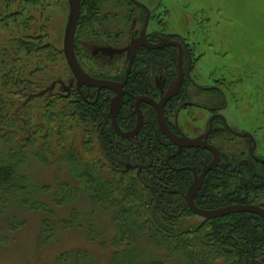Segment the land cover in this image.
Returning <instances> with one entry per match:
<instances>
[{
  "label": "trees",
  "instance_id": "trees-1",
  "mask_svg": "<svg viewBox=\"0 0 264 264\" xmlns=\"http://www.w3.org/2000/svg\"><path fill=\"white\" fill-rule=\"evenodd\" d=\"M105 1L82 0L78 34L93 32L94 21L102 24L111 18L102 14ZM124 1L132 5L129 0ZM17 16L19 13H10L0 21L5 27L13 23L19 26V20H14ZM29 23H21L22 33L24 28L29 29ZM24 36L0 41L1 215H6L11 203L42 212L47 214L42 220V230L55 234L56 225L51 217H57L55 209L68 206L69 216L60 218L59 225L67 229L86 228L88 239L94 240V217L108 214L114 227L110 264H264L260 216L240 212L204 223H187L196 215L185 199L192 174L182 168L188 164L189 153L208 154L206 151H182L170 160L176 170L166 163L175 148L160 131L158 136L152 126H145L136 139L120 137L112 127L108 91H103L95 103L90 102L95 100V93L84 89L88 102L76 88L43 99L46 81L40 72H46V57L56 59L57 50L45 42L43 34ZM147 57L152 55L138 54L134 63H142ZM137 71L134 67L126 85V91L136 94L138 89L149 87L147 71ZM38 101L41 104L35 105ZM178 105L176 100L170 102L165 112L170 106L175 112ZM132 108L133 99L126 95L118 119L120 124L123 116L131 117ZM16 110L21 117L24 115L27 130L17 118ZM42 114L44 121L37 123L35 117ZM69 125L84 133L81 150L75 143L66 142ZM222 133L228 135L225 129ZM225 139L222 140L225 164L220 172L212 171L206 178L195 198L199 208L249 203L253 166L244 163L243 169H238L226 163L228 160L237 163L243 153L234 150ZM141 153L144 163L138 173L137 168L128 165L140 161ZM31 161L46 167H66L70 179L59 181L56 186L39 184L24 171ZM258 166L257 174H263V166ZM44 195L51 198L53 206L43 199ZM254 195L255 202L264 201V189ZM82 201L88 204L86 209L76 205ZM17 223L20 222L14 220V228Z\"/></svg>",
  "mask_w": 264,
  "mask_h": 264
},
{
  "label": "rangeland",
  "instance_id": "rangeland-1",
  "mask_svg": "<svg viewBox=\"0 0 264 264\" xmlns=\"http://www.w3.org/2000/svg\"><path fill=\"white\" fill-rule=\"evenodd\" d=\"M140 1L149 3L154 10V26L167 27L163 28L166 31L182 32L189 37L190 42H196L194 50L196 61L200 64L197 73L201 81L206 84L216 83L223 89L228 102V108L223 113L228 117V122L240 128L252 129L258 138V151L264 154V0ZM103 5L102 14H109L111 18L114 15L118 18L120 15L141 14L139 9L124 0H107ZM15 12L19 13L14 18L19 20V26L13 23L12 26L5 27L0 21V41L24 34H43L45 42H50L57 50L56 59L47 60L46 57V72H40L42 79L46 81V89L42 92L43 99L64 95V86L69 85L73 79L63 53L69 1L0 0L1 19ZM28 21L29 29L24 28L22 33L21 23ZM86 33L84 31L82 35L78 34L77 42L81 46L90 37V41H87L89 48L99 43V39L93 36H84ZM58 52L62 55L57 54ZM121 60L122 57L114 63L118 64ZM94 61L101 69L109 66L108 61L101 57ZM86 62L84 61L85 66ZM199 99L203 104L208 103L205 97ZM38 102L35 105L41 104ZM194 112L198 111L194 109ZM15 114L23 121L27 130L28 124L24 115L21 117L18 110ZM198 114L202 120L199 132H204L210 113ZM183 117H180L181 124ZM35 121L42 123L43 114L35 117ZM76 127H67L66 142L75 143V147L81 150L85 136ZM231 140L234 143L233 148L242 149L241 140L235 137ZM24 171L39 184L56 186L59 181L70 179L66 167H46L35 161L25 166ZM43 199L53 206L51 198L44 195ZM76 205L82 209L88 207L84 201ZM55 210L58 212L57 217H51L56 225L55 234H50L42 230V220L47 214L11 203L6 215L0 214V264L111 263L113 247L110 238L114 227L110 215L100 213L94 217L96 232L93 234L96 239L90 240L86 228L67 229L59 225L60 218L69 216L70 207ZM202 219L203 217L196 215L189 218L187 223L196 224ZM14 220L20 222L17 223V228L13 226ZM102 240L106 242H101Z\"/></svg>",
  "mask_w": 264,
  "mask_h": 264
},
{
  "label": "flooded vegetation",
  "instance_id": "flooded-vegetation-1",
  "mask_svg": "<svg viewBox=\"0 0 264 264\" xmlns=\"http://www.w3.org/2000/svg\"><path fill=\"white\" fill-rule=\"evenodd\" d=\"M129 1L131 2L133 6L139 9L141 14H137V15L130 14L129 17H127V15H120L118 18L113 17L111 19H108L107 21H103L101 22L102 24H100V22L98 21H94V24L96 25V27L94 28L93 32L87 31V33L84 36L86 35L93 36L96 39H99V43L96 44L95 46L89 48V46L87 45V41H90L91 39L90 37L87 39L86 42H83V46L85 47L83 49V46H81L77 42V37H78V33H77L78 27H77L75 45H76V54H77L78 61L81 67L83 68V70L95 78L111 80L114 82H123L127 77V69H128V64H129L128 58H127L128 56L127 51H124L123 53L113 52L114 55H111L112 54L111 52H109L108 54H104L102 49L110 48L113 50H123V49H126L132 43L133 40L142 38V32H143L147 12L144 8L136 6L131 0ZM140 2L146 5L150 10V18H149L148 25L146 27L145 34H144L145 43L147 45L146 46L141 45L136 50V54H135L132 66L130 68L129 75L127 77V81L124 86V100H123L122 107L117 116V122H118L120 129L124 132H128V131L135 129V127L137 126L138 112L136 111V103L139 97H147V98H151L159 102L169 91L174 90L175 84L180 75V71H182V81H181L179 89L177 90L175 95L171 97L164 105V109H163L164 118L166 120L167 125L172 130V132H174L177 135L185 134L191 138H196V137L204 135L208 131L210 124H212L211 131L208 136V142L211 145L219 149L220 161L217 167L209 170L207 174L204 176L202 187L209 173L217 169H218V172H220L219 169L222 167L223 164H225V162L222 159V152H223V141L222 140L226 138L225 140H229L231 146H233L234 143L231 139L232 138L234 139V137L238 138L239 140H241L240 146H242V149L241 150L239 149V151L243 153V156L236 161L237 163H233L230 160H228V162L226 163H232L233 168H238V169L242 168L241 165L244 163H246V165L251 164V166H253V173H252V180H251L252 190L249 191V193L251 194L250 195L248 194L249 203L242 204V205H257L264 209V201L255 202V200L252 199L254 193L257 190L264 189V173L257 174V168H256V164L257 165L259 164L258 167L263 166L262 168L264 171V154L258 151L259 149V143L257 142L258 138L254 135V132L252 129L250 130L247 128H240L233 124H230L228 122V117H226L223 113V111L228 108V102H227L225 92L223 91V89L216 83L206 84L201 81L200 75H198L197 73L200 64L197 63L196 61L197 57L195 56L196 53L194 50V45L196 44V42L195 41L190 42L189 37L182 32L173 31V30L166 31L164 29H166L167 27H163V26L159 27V25L154 26L153 24L154 10L151 8L149 3L144 2V1H140ZM81 16H82V11H81ZM81 16H80V19H81ZM78 26H79V23H78ZM159 44H162L163 46L159 48L150 47L151 45H159ZM86 45L88 46L89 49L86 47ZM180 53H182L181 63H179ZM138 54L152 55V57H147V59L144 62L135 64L134 61ZM160 55H163L164 58L161 59ZM98 57H101L102 59L108 61L107 63L109 66L107 69L106 68L101 69V67L97 65L98 63H96V61L94 60L95 58H98ZM120 57H122L123 59L121 60L122 62L120 61L121 63L119 62L118 64H115L114 62ZM84 61H87L86 62L87 66H85ZM134 67H136L138 71L139 70L143 72L147 71L146 75L149 81V87L145 89L144 88L138 89L139 92L137 94L133 92L131 93V91H126V85L128 83L129 77ZM70 83L72 84L70 90L72 88H76L77 91L79 92L77 88V80L74 78V76ZM84 89H87L88 92H93L96 94L95 100L90 101L87 98V101L88 102L90 101L92 103H95L98 100V98L100 97L103 91L110 92L111 94L110 104H109V114H110L111 102L114 96L116 95L113 91L106 89V88L101 89L99 91L97 88H93V87L89 88V87L83 86L81 89L83 93H84ZM126 95H129V97L133 99V108L130 112L131 117L123 116L121 118L122 124H120L118 119L121 114L120 112L123 109ZM200 97H205L208 103L207 104L201 103L199 99ZM175 100H176V103L179 102V105L176 106V111L172 113L173 109L170 106L168 107V111L165 112L167 105H169L170 102L175 101ZM223 101L225 103L222 104ZM139 106H140V111L143 117V124L138 134L135 137H132L130 139L133 140V139L138 138L139 133L145 126H152L153 131L158 136H159V131H160L168 139L169 144L175 148L174 152L169 154L166 158V163L168 165H170L171 167L177 170L176 166L170 163V160L175 158L177 155H179L184 150H189V152L190 151L197 152L199 150H202V151L204 150L208 153V154L189 153V155L187 154L188 164H186L182 169H187L191 171V174H192L191 183H192L195 178V174H197L198 176L201 175L205 166L211 163V161L214 158L213 152H211L208 149H204V148H183L179 153H176L177 146L168 138V136H166L163 133V131L160 128V125L157 119L156 108L151 103L145 100H142ZM194 109H196V111L198 112H194ZM206 112L210 113V116L208 118V122L206 125V129L204 132H199L200 131L199 127L201 125L202 120H201V116L198 113H206ZM181 113H183V115H181ZM222 115L225 116L228 124L232 127V129L240 133L251 134L255 138L257 145H256V149L254 150L253 154H251L250 152V149L253 145V142L250 141V136L249 135L239 136V135H235L231 133L225 127ZM181 116H184L182 124L180 122ZM111 121H112V118H111ZM126 126L128 128H124ZM112 127H113V123H112ZM223 129H225V131L228 133L227 136L225 135L226 137L222 136ZM233 149L238 150L236 148H233ZM140 152H141V147H140ZM246 155H248L249 158L246 157ZM196 156H199V157L196 158ZM141 158L142 159L140 161H138L135 164H129L128 167L131 169L137 168L138 173H140L143 167V163H144V157L142 156V153H141ZM253 180H256V182H254ZM248 198L246 199V201H248ZM233 205H236V204H233ZM206 210H214V209H206ZM247 213L255 214L261 217L262 220L260 221L259 226H260V230H262L261 240L264 246V217L256 213H250V212H247ZM207 220H210V219L203 218L201 222L204 223Z\"/></svg>",
  "mask_w": 264,
  "mask_h": 264
},
{
  "label": "water",
  "instance_id": "water-1",
  "mask_svg": "<svg viewBox=\"0 0 264 264\" xmlns=\"http://www.w3.org/2000/svg\"><path fill=\"white\" fill-rule=\"evenodd\" d=\"M136 6H139L141 8H144L147 12V16L145 19V24L142 32V38L141 39H136L133 40L132 43L123 50H113V49H102L104 54H108L111 52V55H114L113 52H118V53H123L124 51H127L128 53V69H127V77L130 72V68L132 66L136 50L141 46V45H147L145 43V30L148 25V21L150 18V10L149 8L144 5L142 2L138 0H131ZM81 11H82V0H69V16L65 28V35H64V47H63V53L65 56V59L67 61V65L72 72L74 78L77 80V88L80 92V94L83 96V99L87 101V97L84 95V93L81 91L82 87H93L97 88L99 91L101 89H109L113 91L116 95L114 96L111 106H110V115L112 118V123L115 132L122 138L130 139L132 137H135L138 132L140 131L142 124H143V117L142 113L140 111V102L142 100L148 101L151 103L157 111V119L158 123L160 125L161 130L163 133L168 136V138L177 146V152L179 153L183 148H204L208 149L214 154V158L211 161V163L207 166H205L203 172L201 175L195 174V178L193 182L190 184L187 194L185 196L186 202H187V207L191 209L196 215L206 218V219H215L219 217H223L232 213H240V212H250V213H256L264 217V209L257 206V205H242V204H236V205H229L226 207H222L219 209H214V210H206L199 208L196 203H195V198L199 192V190L202 187L203 179L204 176L207 174V172L211 169H214L217 167L219 161H220V151L218 148L215 146L211 145L208 142V136L211 131V126L208 129V131L199 137L196 138H191L185 134L177 135L172 130L169 128V126L166 123V120L164 118V105L165 103L175 95L177 90L180 87L181 81H182V71H180L179 78L175 84L174 90L169 91L159 102L155 101L154 99L147 98V97H139L137 99L136 103V111L138 112V123L135 129L124 132L120 129L118 122H117V116L118 113L122 107L123 100H124V86L127 81V77L123 82H114L111 80H105V79H98L95 78L91 75H89L86 71L83 70L81 67L77 54H76V45H75V37H76V31L78 27V23L80 20L81 16ZM163 46L162 44L159 45H151L150 47L153 48H159ZM182 62V53H180L179 56V63ZM72 84L70 83L69 85L65 86V90L68 92L71 88ZM222 118L224 120L225 127L233 134L239 135V136H250V141L253 142V145L250 149L251 154L254 153V150L256 149V141L255 138L251 134H245V133H240L232 129V127L228 124L225 116L222 115ZM263 161V160H262Z\"/></svg>",
  "mask_w": 264,
  "mask_h": 264
}]
</instances>
